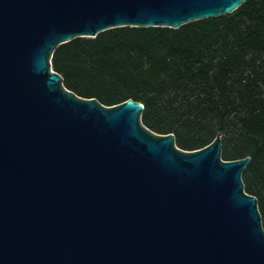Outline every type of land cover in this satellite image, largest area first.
Here are the masks:
<instances>
[{
    "label": "water",
    "instance_id": "95a60500",
    "mask_svg": "<svg viewBox=\"0 0 264 264\" xmlns=\"http://www.w3.org/2000/svg\"><path fill=\"white\" fill-rule=\"evenodd\" d=\"M245 0H0V264H264L250 156L221 132L185 150L63 84L54 49L114 27H170Z\"/></svg>",
    "mask_w": 264,
    "mask_h": 264
},
{
    "label": "trees",
    "instance_id": "16d2710c",
    "mask_svg": "<svg viewBox=\"0 0 264 264\" xmlns=\"http://www.w3.org/2000/svg\"><path fill=\"white\" fill-rule=\"evenodd\" d=\"M264 0L179 28L122 26L59 44L52 68L82 97L143 103L141 121L185 150L221 132V158L250 156L244 190L264 217ZM264 229V222L262 223Z\"/></svg>",
    "mask_w": 264,
    "mask_h": 264
},
{
    "label": "rangeland",
    "instance_id": "374dc122",
    "mask_svg": "<svg viewBox=\"0 0 264 264\" xmlns=\"http://www.w3.org/2000/svg\"><path fill=\"white\" fill-rule=\"evenodd\" d=\"M262 60H264V59H262ZM264 64V63H263ZM261 215V214H260ZM261 222L263 223L264 222V217L263 216H261Z\"/></svg>",
    "mask_w": 264,
    "mask_h": 264
}]
</instances>
